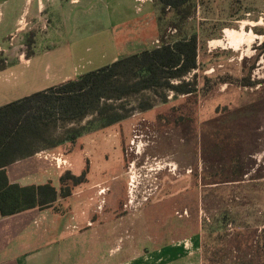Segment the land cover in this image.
Wrapping results in <instances>:
<instances>
[{
	"label": "rangeland",
	"instance_id": "374dc122",
	"mask_svg": "<svg viewBox=\"0 0 264 264\" xmlns=\"http://www.w3.org/2000/svg\"><path fill=\"white\" fill-rule=\"evenodd\" d=\"M147 1L159 41L196 37V68L181 78L191 90L144 91L110 102L118 122L88 114L68 125L80 130L70 169L85 172L72 190L91 194L82 213L103 224L115 211L154 242L190 245L195 234L203 264H264V0H189L177 11ZM90 17L94 28L114 20L102 7ZM112 34L121 51L128 42L120 28ZM48 44L0 37V65Z\"/></svg>",
	"mask_w": 264,
	"mask_h": 264
},
{
	"label": "crops",
	"instance_id": "0c3cea01",
	"mask_svg": "<svg viewBox=\"0 0 264 264\" xmlns=\"http://www.w3.org/2000/svg\"><path fill=\"white\" fill-rule=\"evenodd\" d=\"M98 7L110 11L114 20L94 28L90 16ZM0 12L5 14L0 37L28 33L35 43L36 37L49 42L43 50L21 52L14 63L0 68V106L157 47L155 41L164 36L153 2L147 0H0ZM116 27L128 42L121 51L112 34ZM67 127L58 121L45 137H30L25 154L1 166L7 181L20 186L50 183L58 190L65 171L79 175L70 169L69 152L77 140L72 146L67 142ZM85 144L92 148V143ZM44 153L62 155L69 165H50ZM94 186L99 185L89 189ZM90 196L81 200L74 188L49 207L0 215V264H203L197 235L191 236L190 245L154 242L146 229L122 227L124 217L115 211L107 212L105 225L98 223L81 210Z\"/></svg>",
	"mask_w": 264,
	"mask_h": 264
},
{
	"label": "trees",
	"instance_id": "16d2710c",
	"mask_svg": "<svg viewBox=\"0 0 264 264\" xmlns=\"http://www.w3.org/2000/svg\"><path fill=\"white\" fill-rule=\"evenodd\" d=\"M163 6L178 10L189 0H159ZM197 40L189 38L166 42L157 47L121 57L97 69L80 74L57 86L38 91L28 97L0 106V215L8 216L30 208H46L58 197L71 194L82 183L85 172L74 175L65 171L60 187L50 183L20 186L7 181L1 166L22 156L30 137H40L55 128L76 123L88 114L98 115L103 126L123 117L110 113L114 100L158 88L175 93L190 92L182 77L196 68ZM4 65H0L2 68ZM179 82L174 84L173 81ZM68 129V127H67ZM80 130H66V140L72 146Z\"/></svg>",
	"mask_w": 264,
	"mask_h": 264
},
{
	"label": "built area",
	"instance_id": "2783aa9c",
	"mask_svg": "<svg viewBox=\"0 0 264 264\" xmlns=\"http://www.w3.org/2000/svg\"><path fill=\"white\" fill-rule=\"evenodd\" d=\"M155 43L159 44L160 41L157 39ZM44 157L48 159L50 165H54L58 168H62L69 165L67 160L62 155L53 154V153H44Z\"/></svg>",
	"mask_w": 264,
	"mask_h": 264
}]
</instances>
